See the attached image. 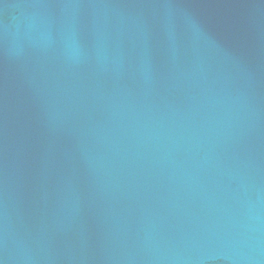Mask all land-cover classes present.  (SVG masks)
I'll return each instance as SVG.
<instances>
[{"label": "water", "instance_id": "water-1", "mask_svg": "<svg viewBox=\"0 0 264 264\" xmlns=\"http://www.w3.org/2000/svg\"><path fill=\"white\" fill-rule=\"evenodd\" d=\"M0 264H264V0H0Z\"/></svg>", "mask_w": 264, "mask_h": 264}]
</instances>
